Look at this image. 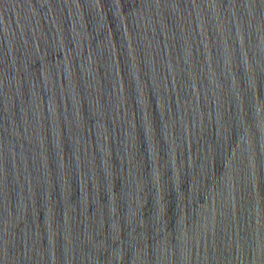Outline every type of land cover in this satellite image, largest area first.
I'll use <instances>...</instances> for the list:
<instances>
[{
  "label": "water",
  "instance_id": "water-1",
  "mask_svg": "<svg viewBox=\"0 0 264 264\" xmlns=\"http://www.w3.org/2000/svg\"><path fill=\"white\" fill-rule=\"evenodd\" d=\"M0 264H264V0H0Z\"/></svg>",
  "mask_w": 264,
  "mask_h": 264
}]
</instances>
